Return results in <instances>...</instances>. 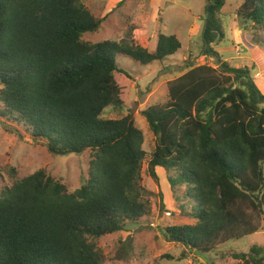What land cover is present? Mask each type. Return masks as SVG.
I'll return each mask as SVG.
<instances>
[{"label": "trees", "instance_id": "16d2710c", "mask_svg": "<svg viewBox=\"0 0 264 264\" xmlns=\"http://www.w3.org/2000/svg\"><path fill=\"white\" fill-rule=\"evenodd\" d=\"M225 2L206 0L204 9L203 54L217 56L216 66L188 62L167 83L166 102L140 111L154 135L147 172L156 181L166 172L180 212L194 220L165 226L166 238L189 252L253 235L264 217V80L252 75L255 63L233 67L214 49ZM236 17L264 49V0H240ZM104 19L82 0H0V119L54 155L91 152L88 177L73 192L42 169L2 186L0 264H103L96 240L150 213L142 130L131 113L101 115L128 98L124 77L132 78L117 56L162 62L181 42L159 33L150 51L132 40L82 39ZM263 253L252 246L232 256L264 264Z\"/></svg>", "mask_w": 264, "mask_h": 264}, {"label": "rangeland", "instance_id": "374dc122", "mask_svg": "<svg viewBox=\"0 0 264 264\" xmlns=\"http://www.w3.org/2000/svg\"><path fill=\"white\" fill-rule=\"evenodd\" d=\"M82 2L95 17H105L98 31L83 35L85 41L132 40L134 44L147 45L150 51L154 50L159 33L175 35L181 42V48L162 62L154 61L145 65L135 63L126 56L116 57L118 67L132 78L124 77L128 85V98L123 108L117 110L108 106L101 117L120 118L132 114L135 125L143 132V149L146 151L141 184L153 194L149 198L150 213L140 222L130 223L129 230L106 234L96 240L97 247L105 255L103 264H237L239 260L232 256L234 252H249L252 246L264 248V217L255 234L229 241L211 253L189 252L184 246L168 241L165 226L193 223L194 220L180 212L175 194L167 185L166 172H157L160 177L158 181L147 172L154 135L140 111L152 104L166 102L167 83L186 71L188 62L217 64V56L203 54L206 0ZM239 5L240 0H226L220 16L224 37L213 47L233 67L255 63L252 75L264 80V49L260 50L251 44V26L236 17ZM117 77L122 78V75L117 74ZM2 121L5 120L0 119V189L40 169L61 181L70 192L87 179L90 151L54 155L47 150L43 141H34L24 127L11 121L8 124ZM182 190L185 191V188ZM183 252L187 258L178 259Z\"/></svg>", "mask_w": 264, "mask_h": 264}]
</instances>
